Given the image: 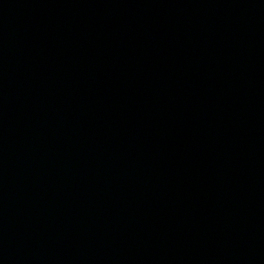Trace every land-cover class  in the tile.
I'll list each match as a JSON object with an SVG mask.
<instances>
[{"label":"water","instance_id":"1","mask_svg":"<svg viewBox=\"0 0 264 264\" xmlns=\"http://www.w3.org/2000/svg\"><path fill=\"white\" fill-rule=\"evenodd\" d=\"M0 264H264V0H0Z\"/></svg>","mask_w":264,"mask_h":264}]
</instances>
